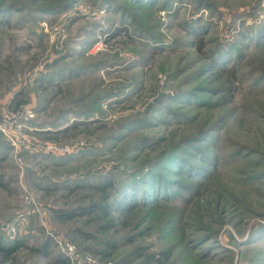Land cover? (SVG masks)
<instances>
[{"label":"rangeland","instance_id":"rangeland-1","mask_svg":"<svg viewBox=\"0 0 264 264\" xmlns=\"http://www.w3.org/2000/svg\"><path fill=\"white\" fill-rule=\"evenodd\" d=\"M0 123V264H264V0H0Z\"/></svg>","mask_w":264,"mask_h":264},{"label":"built area","instance_id":"built-area-1","mask_svg":"<svg viewBox=\"0 0 264 264\" xmlns=\"http://www.w3.org/2000/svg\"><path fill=\"white\" fill-rule=\"evenodd\" d=\"M30 116H33V114L31 115V111H29ZM1 126H4L2 128V130L5 132V134L9 137V139H11V141H13V143L16 146V153L14 156H16L18 161H22V156L19 154L20 151H22L23 148L25 147H29L30 145V138L27 136L26 131L27 129H29L26 125L20 124L19 125V129L17 131V133H13L10 131V128L8 127L7 123H0ZM48 150H55L58 149L57 145L55 144H50L47 146ZM26 189V188H25ZM25 197H26V201L28 203L31 202V200H33V196L32 193H30L28 191V189L25 190ZM18 232V227L17 224L14 222L8 223L7 226V236L13 240V238L15 239L16 234ZM58 244L62 250V253L64 254V256L72 261V262H79V264L81 263V260L83 259V255H81L78 252V249L76 247L75 244L68 242V241H63V240H57ZM84 260L87 261L88 264H96V260L94 259V257H92V255L86 253V255H84Z\"/></svg>","mask_w":264,"mask_h":264},{"label":"trees","instance_id":"trees-1","mask_svg":"<svg viewBox=\"0 0 264 264\" xmlns=\"http://www.w3.org/2000/svg\"><path fill=\"white\" fill-rule=\"evenodd\" d=\"M108 184H105L104 187V194L106 193V196H104L102 198V200L104 199V201L98 202L97 205H92L90 210L92 211H97L99 214L102 215H106L109 216L111 214V205L109 203H107V199H108V194H107V189H108ZM107 186V187H106ZM126 198V196H124ZM123 203V205L121 204ZM121 204V205H120ZM131 202L130 201H124V199L120 200V203L118 205L119 208H117V210H123L124 208H131ZM75 211V210H74ZM107 227V226H104ZM10 243H6L5 241H3L2 239H0V260H6V258H8L9 256L13 255L14 252H16V250L21 247V242L19 240H10ZM46 252V251H44ZM55 263V262H53ZM56 264V263H55Z\"/></svg>","mask_w":264,"mask_h":264}]
</instances>
